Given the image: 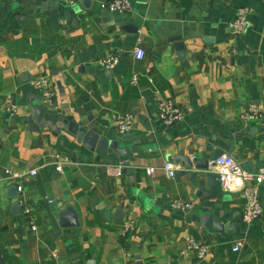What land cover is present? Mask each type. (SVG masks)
I'll return each mask as SVG.
<instances>
[{
	"label": "crops",
	"instance_id": "0c3cea01",
	"mask_svg": "<svg viewBox=\"0 0 264 264\" xmlns=\"http://www.w3.org/2000/svg\"><path fill=\"white\" fill-rule=\"evenodd\" d=\"M99 1L0 0L1 264H264V179L262 213L244 223L240 191L210 196L206 182L190 178L179 161L169 160L173 177L159 169L166 155L203 159L218 150L248 173L264 163V116L241 117L248 102L264 104V0H130L123 11ZM238 7L248 9L249 25L233 34L228 22ZM175 38L184 49L181 60ZM135 44L141 58L133 56ZM111 53L117 63L100 66L97 60ZM133 71L137 79L130 83ZM38 76L50 81L47 102L33 85ZM163 97L182 111L170 125L156 115ZM113 111H130L131 128L119 133ZM67 114L91 118L101 135L121 134L129 143L138 138L134 147L142 148L125 157L89 150L62 132ZM56 155L65 158L60 170L53 166ZM119 160L126 163L122 172L107 175L103 164ZM148 166L151 173L144 172ZM5 169L22 174L5 180ZM209 169L215 172L213 162ZM8 181L20 185L16 213ZM175 198L190 207L172 209ZM18 200L33 204L34 229ZM62 201L73 206L77 225L57 226ZM116 210L119 218L112 216ZM204 212L238 226L202 227ZM126 216L133 225L121 233ZM187 235L207 245L203 259L179 253ZM235 241L239 248L231 250Z\"/></svg>",
	"mask_w": 264,
	"mask_h": 264
},
{
	"label": "built area",
	"instance_id": "2783aa9c",
	"mask_svg": "<svg viewBox=\"0 0 264 264\" xmlns=\"http://www.w3.org/2000/svg\"><path fill=\"white\" fill-rule=\"evenodd\" d=\"M65 3H72L76 0H58ZM99 7L107 8L110 11H123L130 8V0H101L98 3ZM249 25L248 9L246 7H238L235 15L228 22V28L233 34H239L247 29ZM135 58H141L143 55L142 49L135 44L132 49ZM118 60L117 54L111 53L101 56L97 62L100 66L105 68L113 67ZM137 79V72L133 71L129 75V82L135 83ZM33 85L42 91V98L44 102L49 101L52 95L50 81L46 76H38L32 79ZM156 115L159 121L164 125H170L182 116V111L179 106L170 97H163L157 101ZM264 116V104L261 102L250 101L246 108L243 109L241 117L244 120L262 118ZM111 123L113 127L119 132H124L132 126V113L130 111L117 112L113 111L110 114ZM64 157H54L53 166L56 170H60L61 160ZM126 163L122 160L113 163H104V172L110 176H118L124 169ZM214 171L217 174L220 188L224 191H240L242 203L240 208V220L244 223H250L258 218L262 213L261 197L259 194L260 183L264 179V163L261 164L254 173L244 171L239 164L233 159L230 154L219 153L213 159ZM160 171L165 177H173L175 174V166L169 160H164L159 166ZM154 167L148 166L144 169L145 173H151ZM34 169L28 171L33 174ZM22 172H12L9 169L4 170L5 180H10L13 176H21ZM17 190H20V185H15ZM21 203V212L28 217L29 227L35 228L29 218L33 204L18 200ZM50 201V200H48ZM190 202L187 200L171 199L169 206L172 209L183 210L190 207ZM133 225V219L126 216L120 226V232L128 231ZM240 242L235 241L231 245V250H237ZM191 251L195 258L201 260L207 253V245L190 235L184 237L183 246L179 249V253L183 254Z\"/></svg>",
	"mask_w": 264,
	"mask_h": 264
},
{
	"label": "water",
	"instance_id": "95a60500",
	"mask_svg": "<svg viewBox=\"0 0 264 264\" xmlns=\"http://www.w3.org/2000/svg\"><path fill=\"white\" fill-rule=\"evenodd\" d=\"M84 6H88L89 0H79ZM172 45L175 47V55L179 60L183 58L184 49L182 48V43L179 38H175ZM34 111L37 114L42 111V108L39 105H35ZM91 118L86 116V122L75 119L74 115L67 114L64 115L61 119V130L64 134L73 137L77 142L81 143L84 147L89 150H100L105 151L107 153H111L116 157H125L128 153L134 152L136 149L142 148L140 145L134 147V144H139V139H133L131 142H127L126 138L121 134H117L114 137H107L105 135H101L98 127V123H89ZM30 124V121H28ZM30 128L31 125H29ZM218 151H213L210 157L197 159L195 155L187 156L177 153L173 158L169 155H166V160H173L174 162H181V165L184 168H187L189 171L188 176L192 179L203 180L206 182L209 190L210 196H215L216 194L221 192V188L219 185V180L217 178V174L212 172L209 169V165L213 162V159L216 155L219 154ZM184 169L181 168L178 170V174H182ZM6 195L11 199V206L15 209V212L19 211V205L15 201V196L17 195V191L15 189V185L11 182H7ZM112 213V216L119 218L121 215H116ZM56 223L59 228L64 227H72L78 224L77 214L68 201H62L57 204L56 209ZM199 224L205 228H211L215 231H230L234 227L237 228L238 223L236 222H222L217 219L212 218V216L207 213H201L199 216ZM1 264V258H0Z\"/></svg>",
	"mask_w": 264,
	"mask_h": 264
}]
</instances>
